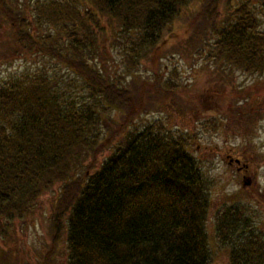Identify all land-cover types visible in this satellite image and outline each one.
Returning <instances> with one entry per match:
<instances>
[{
  "label": "trees",
  "instance_id": "trees-1",
  "mask_svg": "<svg viewBox=\"0 0 264 264\" xmlns=\"http://www.w3.org/2000/svg\"><path fill=\"white\" fill-rule=\"evenodd\" d=\"M191 1L35 0L28 5L0 0V25L7 30L0 39V58L24 51L48 56L78 78L86 92L73 97L39 69L0 82V230L61 184L43 264H52L63 221L68 264H209L205 223L211 205L207 180L189 151L194 134L159 120L127 130L93 169L96 154L120 133L121 124L127 127L134 109L145 105L133 96V85L109 78L93 62L104 52L98 38L113 44L118 37L112 28L106 36L99 17L133 36L126 49L131 65L162 42ZM256 3L264 0H202L193 13L195 30L214 36L190 38L195 39L193 50L214 63L219 83L228 84L235 70L264 77V30ZM163 83V96L187 89L171 80ZM176 98L169 104L182 111L184 100ZM258 100L247 93L243 101L254 106ZM112 111L113 117H123L117 125ZM213 111L204 118V129L220 127L226 114L237 113ZM242 208L217 211L216 237L228 249V264H264V231ZM5 262L14 261L6 256Z\"/></svg>",
  "mask_w": 264,
  "mask_h": 264
},
{
  "label": "rangeland",
  "instance_id": "rangeland-1",
  "mask_svg": "<svg viewBox=\"0 0 264 264\" xmlns=\"http://www.w3.org/2000/svg\"><path fill=\"white\" fill-rule=\"evenodd\" d=\"M34 2L35 0H19L20 4L31 5ZM201 2L202 0H192L170 25L162 42L151 51L149 49L142 58L132 60L131 65L126 61V49L131 47L129 40L133 36L120 32L114 22L111 24L106 18L99 17V25L105 28L106 36L111 35L112 28L113 34L116 33L118 37L113 44L99 37L98 48H103L104 52L93 59V62L109 78L126 86L133 85L131 88L128 86L133 91V96L141 98L145 105L134 109L136 114L127 122V127L121 124L120 133L112 137L108 147L96 154L93 169L98 168L103 159L109 156L116 143L126 136L127 130L148 126L159 120L167 127L184 133L188 130L194 134L196 140L189 151L207 180L211 205L205 223L210 250L209 264H228V249L219 243L215 233L218 210L243 206L244 214L251 215L255 225L264 231V77L235 70L228 84L219 83L214 63L204 61L199 49L193 50L192 41L198 38V34L201 33L200 38L204 37L207 41L214 38L212 33L209 35L205 30V36L204 31L195 30L196 15L193 13L199 10ZM256 6L260 28L264 30V3H256ZM79 12L81 16L86 15L82 9ZM95 25L94 22L89 25L91 30L97 31ZM5 31L6 28L0 25V39ZM136 40L138 39L132 42ZM207 51L208 48L205 47L203 52ZM37 69L56 78L60 90L66 93L70 91L73 97L86 93L79 79L61 64L34 52L24 51L18 56L0 58V82L10 77L18 78L27 72L31 76ZM166 80L187 86V89L163 96L159 92L165 88L163 82ZM231 86L234 90L230 93ZM247 93L260 100L254 106H245L243 100ZM176 97L184 100L186 107L182 111L169 104L178 101ZM228 99H232V102L229 103ZM213 109H236L237 113L226 114L224 124L220 127L204 129V118L215 115ZM115 113H110V118L115 121L110 123L117 125L123 117H113ZM235 159H238L237 162ZM243 181L247 182L244 187ZM60 187V183L54 184L35 200L27 214L15 217L7 222V228L0 230V264H6V256H11L14 261L12 264H43L42 255L52 244L51 215ZM65 223L63 221L59 239L54 246L52 264H68ZM7 252L11 255H6Z\"/></svg>",
  "mask_w": 264,
  "mask_h": 264
},
{
  "label": "water",
  "instance_id": "water-1",
  "mask_svg": "<svg viewBox=\"0 0 264 264\" xmlns=\"http://www.w3.org/2000/svg\"><path fill=\"white\" fill-rule=\"evenodd\" d=\"M237 162V161H236ZM244 179V178H243ZM247 184V182L246 181H243V187L245 186Z\"/></svg>",
  "mask_w": 264,
  "mask_h": 264
}]
</instances>
